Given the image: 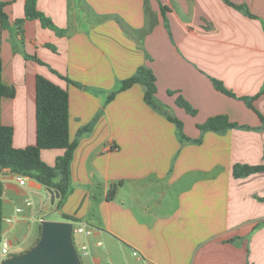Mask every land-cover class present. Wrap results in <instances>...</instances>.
Returning a JSON list of instances; mask_svg holds the SVG:
<instances>
[{"label":"crops","instance_id":"crops-1","mask_svg":"<svg viewBox=\"0 0 264 264\" xmlns=\"http://www.w3.org/2000/svg\"><path fill=\"white\" fill-rule=\"evenodd\" d=\"M12 1L0 0L10 20L7 30L0 22L3 82L15 89L2 122L16 148L36 144L41 75L68 92L77 147L62 206L36 180L0 171V258L33 248L54 220L92 229L86 264H264V173L234 175L264 164V0H38L65 35L37 19L18 26L28 0ZM141 67L156 77L160 109L141 83L120 90ZM216 116L239 127L198 128ZM64 154L41 157L55 167Z\"/></svg>","mask_w":264,"mask_h":264},{"label":"trees","instance_id":"trees-1","mask_svg":"<svg viewBox=\"0 0 264 264\" xmlns=\"http://www.w3.org/2000/svg\"><path fill=\"white\" fill-rule=\"evenodd\" d=\"M15 1L17 0H13L12 2ZM37 1L38 0L27 1L25 18L17 20V25L21 26L26 20L37 19L41 22L43 27L56 32L58 35H65L64 30L56 27L49 18L37 11ZM228 4L235 6L230 2H228ZM7 5L8 3H0V22L2 30H7L9 28V15L4 11ZM37 61L41 63L40 60L37 59ZM213 82L220 92L230 97L235 96L222 82L218 80H213ZM136 83H141L145 86L146 102L154 108L160 109L161 105L155 98L157 94V85L153 71L145 67L139 68L134 76L122 82L120 90L124 91ZM260 95L261 93L252 98H246L245 100H248L249 105L253 106V100ZM14 96L15 89L6 86L3 82V63L0 60V171L10 169L18 175L32 178L45 187L58 191L60 193L58 206H62L71 192V162L77 147V142H72L70 138L69 94L66 90L44 76H37V142L35 145L26 148H16L14 146V129L2 122V100L5 97L12 98ZM112 99L113 95L108 98V101ZM177 104L184 108L190 115H196V110L183 99H179ZM259 116L261 120L264 121V117L261 114H259ZM169 119L177 125L180 131V137L188 140L183 133V122L177 118L169 117ZM237 127H239V125L231 122L227 116L212 117L203 124L198 125V128L203 132H224L228 129ZM51 149L65 150L64 156L57 160L55 167L49 166L41 157V152L43 150ZM255 173H264V164L259 166L237 165L234 168V175L236 177L248 176ZM65 219L76 221L70 216H65Z\"/></svg>","mask_w":264,"mask_h":264},{"label":"water","instance_id":"water-1","mask_svg":"<svg viewBox=\"0 0 264 264\" xmlns=\"http://www.w3.org/2000/svg\"><path fill=\"white\" fill-rule=\"evenodd\" d=\"M52 203L60 197L48 188ZM41 237L22 254L0 258V264H83L74 242V224L70 221L43 220Z\"/></svg>","mask_w":264,"mask_h":264},{"label":"built area","instance_id":"built-area-1","mask_svg":"<svg viewBox=\"0 0 264 264\" xmlns=\"http://www.w3.org/2000/svg\"><path fill=\"white\" fill-rule=\"evenodd\" d=\"M26 180H27V177L26 176H22V175H19L18 176V181L21 185H24L26 183ZM26 205L28 206H32V203L31 202H26ZM18 212H21L22 209H17ZM74 232H75V229H74ZM78 232L80 233H86L88 235H91L93 233L92 229H83V228H79L78 229ZM77 248V251L79 253V255H86L87 254V251H88V247L84 244H82L79 248ZM8 253V246L6 245L3 249H2V254L6 255ZM134 256L136 258H139V259H142V256L138 253V252H134ZM81 257V256H80ZM147 264H155L154 262H149Z\"/></svg>","mask_w":264,"mask_h":264},{"label":"rangeland","instance_id":"rangeland-1","mask_svg":"<svg viewBox=\"0 0 264 264\" xmlns=\"http://www.w3.org/2000/svg\"><path fill=\"white\" fill-rule=\"evenodd\" d=\"M47 217L48 218H53V217L57 218L58 215L48 214ZM74 226H75V224H74ZM75 228L77 229V224H76ZM83 241H84V234L78 232V229H77V231L74 232L75 246L79 248L82 245ZM80 256H81V260H82L83 264H86V256H84L83 254Z\"/></svg>","mask_w":264,"mask_h":264}]
</instances>
